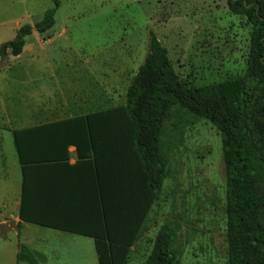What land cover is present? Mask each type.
I'll list each match as a JSON object with an SVG mask.
<instances>
[{
    "label": "rangeland",
    "instance_id": "1",
    "mask_svg": "<svg viewBox=\"0 0 264 264\" xmlns=\"http://www.w3.org/2000/svg\"><path fill=\"white\" fill-rule=\"evenodd\" d=\"M226 1L58 0L53 27L26 38L20 64L14 70L46 71L45 77L34 73L28 80L52 77V70L74 73L73 78H66L72 82L63 84V112L76 113L71 107L76 105L73 98L86 97L94 102L92 115L102 114L97 102L108 98L94 80L108 74L110 106L105 114L110 120H119L127 89L147 55L151 34L165 48L174 72L187 87L223 82L244 74L251 27L244 17L229 13ZM53 2L0 0V45L12 40L19 27L39 24ZM12 85L13 89L18 88ZM22 92L18 90V95ZM0 104V120L19 116L21 109L16 103L10 104L9 114L5 107L2 109V101ZM86 116L76 118L83 120ZM159 139L167 162L166 179L161 189L144 202L148 211L132 243L123 245L112 230H84L79 233L81 237L63 233L49 238L42 234L46 229L38 228L34 233H42L29 237L30 245L46 248L49 253L48 259H36L37 264H61L56 259L68 256L86 260L84 264H101L118 254L122 258L117 264H145L154 239L164 226L172 232L175 264H227L225 176L219 133L209 122L180 109L164 122ZM132 163L134 176L140 170L137 156H132ZM131 181L135 203L143 202L138 198L140 190L144 195L142 182ZM116 201L111 210L121 212L125 209L122 198ZM55 224L50 225L57 229ZM5 233L0 229V239ZM105 235L116 243L104 239ZM97 239L101 240L102 251H98ZM74 248L79 252H73Z\"/></svg>",
    "mask_w": 264,
    "mask_h": 264
},
{
    "label": "trees",
    "instance_id": "2",
    "mask_svg": "<svg viewBox=\"0 0 264 264\" xmlns=\"http://www.w3.org/2000/svg\"><path fill=\"white\" fill-rule=\"evenodd\" d=\"M226 4L230 14L244 17L251 27L246 70L241 77L187 87L174 72L165 48L150 35L147 55L127 89L119 118L126 120V133L140 164L132 180L142 182L144 195L140 190L138 198L144 200L124 204L121 212H108L104 205L101 229L112 230L125 246L132 243L148 211L144 202L166 179L167 162L159 139L164 122L181 109L209 122L221 138L227 264H264V0H227ZM57 9L58 0H54L39 24L19 27L12 40L0 45V69L23 52L26 38L33 32L44 33L53 27ZM134 192L132 189L136 198ZM60 229L78 234L85 230ZM104 239L116 243L109 235ZM98 241V251H102ZM171 243L170 228L161 227L145 264H175ZM121 258L118 254L101 264H117ZM17 262L37 264L25 245L19 247Z\"/></svg>",
    "mask_w": 264,
    "mask_h": 264
},
{
    "label": "crops",
    "instance_id": "3",
    "mask_svg": "<svg viewBox=\"0 0 264 264\" xmlns=\"http://www.w3.org/2000/svg\"><path fill=\"white\" fill-rule=\"evenodd\" d=\"M24 50L25 46L0 69L2 109L9 114L11 103L21 109L16 118L0 120V229L6 231L0 239V264H20L21 245L37 254V260L48 259L46 248L30 245L28 238L42 233L34 229H46L42 234L49 238L63 233L80 236L60 228L96 232L103 225L102 206L110 212L118 197L122 204L135 202L128 190L135 188L131 180L136 154L126 133V120H110L105 114L110 106L108 74H101L100 80L89 74L108 97L97 102L102 114L92 115L94 102L86 97H72L76 105L71 107L77 111L66 113L63 84L71 83L67 79L74 73L52 70V77L28 80L34 73L47 74L44 70H14ZM20 89L23 92L18 95ZM81 115L90 119H77ZM56 260L61 264L86 261L71 256Z\"/></svg>",
    "mask_w": 264,
    "mask_h": 264
}]
</instances>
